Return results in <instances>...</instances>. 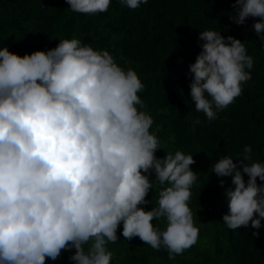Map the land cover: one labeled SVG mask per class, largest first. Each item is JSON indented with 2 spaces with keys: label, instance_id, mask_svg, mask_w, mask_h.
Masks as SVG:
<instances>
[{
  "label": "clouds",
  "instance_id": "obj_1",
  "mask_svg": "<svg viewBox=\"0 0 264 264\" xmlns=\"http://www.w3.org/2000/svg\"><path fill=\"white\" fill-rule=\"evenodd\" d=\"M75 13L106 12L111 0H65ZM131 10L148 0H119ZM230 19L252 28L264 46V0H235ZM201 51L189 65L195 111L217 119L242 94L253 57L244 43L220 32H200ZM137 73L124 70L107 50L64 39L47 51L23 57L0 48V264H45L75 249V264H110L109 243L135 237L175 260L199 238L188 206L197 181L192 155L177 150L159 159L153 117L138 92ZM194 123L199 124L197 118ZM159 128H157V131ZM227 189L228 229L259 230L264 220V163L251 146L239 163L222 156L212 166ZM155 174V181L150 176ZM248 179L245 181L244 175ZM154 185L156 205H138ZM220 186H224L223 179ZM165 221V229L152 221ZM254 237L259 231L253 232ZM85 245H88L85 250Z\"/></svg>",
  "mask_w": 264,
  "mask_h": 264
},
{
  "label": "trees",
  "instance_id": "obj_2",
  "mask_svg": "<svg viewBox=\"0 0 264 264\" xmlns=\"http://www.w3.org/2000/svg\"><path fill=\"white\" fill-rule=\"evenodd\" d=\"M235 0H148L135 10L111 0L106 12L95 15L72 12L65 0H0V48L21 57L34 51L54 49L61 40L78 39L94 50H107L124 70L133 69L144 90L138 96L153 117L150 132L156 134L160 149L155 156L177 150L192 155L197 181L188 202L195 226L197 243L175 260L168 259L139 237L126 240L123 225L118 227L115 243L107 245L113 253L110 264H264V220L259 230L248 227L228 229L223 215L228 213L227 189L234 187L231 177L218 178L211 166L222 156L239 163V154L251 146L252 161L264 163V46L248 18L244 25L230 19ZM212 30L222 36L239 39L253 67L245 69L251 78L242 83V94L235 98L217 119L208 121L195 111L190 95L189 65L200 53V32ZM199 118L200 123L194 121ZM157 128L159 130L157 131ZM223 179L224 186H220ZM245 181L248 177L244 175ZM155 181V174L150 176ZM258 184L264 182L257 180ZM159 186L149 190L147 205H156ZM165 229V221H152ZM259 231L254 237L253 232ZM88 245H85L87 250ZM75 249L62 250L56 261L45 264H75L69 257Z\"/></svg>",
  "mask_w": 264,
  "mask_h": 264
}]
</instances>
